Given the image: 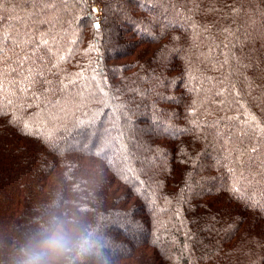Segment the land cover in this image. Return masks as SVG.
Here are the masks:
<instances>
[{
	"label": "trees",
	"instance_id": "trees-1",
	"mask_svg": "<svg viewBox=\"0 0 264 264\" xmlns=\"http://www.w3.org/2000/svg\"><path fill=\"white\" fill-rule=\"evenodd\" d=\"M13 13L0 264L58 226L68 249L41 264H264V0H0Z\"/></svg>",
	"mask_w": 264,
	"mask_h": 264
},
{
	"label": "clouds",
	"instance_id": "clouds-1",
	"mask_svg": "<svg viewBox=\"0 0 264 264\" xmlns=\"http://www.w3.org/2000/svg\"><path fill=\"white\" fill-rule=\"evenodd\" d=\"M87 243L86 238L82 241ZM69 240L62 227H57L50 235L39 241L35 248L30 249L26 255L28 259L25 264H41L44 257L59 254L68 249ZM83 250V249H82Z\"/></svg>",
	"mask_w": 264,
	"mask_h": 264
},
{
	"label": "snow or ice",
	"instance_id": "snow-or-ice-1",
	"mask_svg": "<svg viewBox=\"0 0 264 264\" xmlns=\"http://www.w3.org/2000/svg\"><path fill=\"white\" fill-rule=\"evenodd\" d=\"M53 0H39V3L44 4V3H52ZM81 3H83V0H80ZM23 21V17H20L16 15L15 13L10 14L8 17H3L0 16V40L3 39V32L4 28L7 26L10 28H19L20 23ZM259 207V205H257Z\"/></svg>",
	"mask_w": 264,
	"mask_h": 264
},
{
	"label": "rangeland",
	"instance_id": "rangeland-1",
	"mask_svg": "<svg viewBox=\"0 0 264 264\" xmlns=\"http://www.w3.org/2000/svg\"><path fill=\"white\" fill-rule=\"evenodd\" d=\"M96 8V14L93 13V9L91 8V11L93 13L94 16L98 17L100 16V9L98 7H95Z\"/></svg>",
	"mask_w": 264,
	"mask_h": 264
},
{
	"label": "bare ground",
	"instance_id": "bare-ground-1",
	"mask_svg": "<svg viewBox=\"0 0 264 264\" xmlns=\"http://www.w3.org/2000/svg\"><path fill=\"white\" fill-rule=\"evenodd\" d=\"M93 11H94V13L96 14V8H95V7H93Z\"/></svg>",
	"mask_w": 264,
	"mask_h": 264
}]
</instances>
